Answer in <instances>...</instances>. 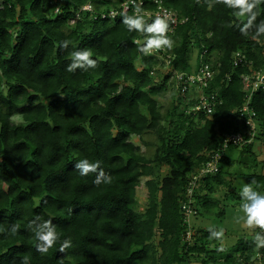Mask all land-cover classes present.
<instances>
[{
    "label": "trees",
    "instance_id": "16d2710c",
    "mask_svg": "<svg viewBox=\"0 0 264 264\" xmlns=\"http://www.w3.org/2000/svg\"><path fill=\"white\" fill-rule=\"evenodd\" d=\"M143 1L142 11L161 2L184 20L170 34L174 58L160 83L165 61L145 48L154 22L145 14L112 20L81 11L87 4L121 10L124 0H0V264L263 263L264 227L229 250L221 233L196 229L193 220L220 206L214 197L231 186L225 167L233 155L251 157L248 171L257 166L264 91L250 104L253 142L231 146L216 175L203 177L191 195L188 187L224 136L241 130V77L264 69V0ZM237 53L246 64L234 66ZM202 57L216 73L206 93L221 100L212 117L194 111L195 90L185 98L173 93L162 113L158 98L171 90L173 72L197 73ZM150 135L147 156L132 138ZM164 166L170 171L160 178ZM247 176L264 192V174ZM144 177L148 203L138 213ZM252 202L246 209L254 222Z\"/></svg>",
    "mask_w": 264,
    "mask_h": 264
},
{
    "label": "built area",
    "instance_id": "2783aa9c",
    "mask_svg": "<svg viewBox=\"0 0 264 264\" xmlns=\"http://www.w3.org/2000/svg\"><path fill=\"white\" fill-rule=\"evenodd\" d=\"M64 2V0H61ZM157 8L155 11H142L141 7L144 5L143 0H124L121 4V10L112 9L109 13L105 12H96L92 4H87L81 8L82 12L90 11L94 12L95 16H102V18H111L116 19L119 15L140 17L142 14H145L149 22H154L155 24V35L147 39L145 43V48L148 54L157 55L161 60L166 61L168 66H170L174 55L164 53L161 41H165L164 35L172 33L175 28L180 24L184 23V20L181 22L178 21L176 14L165 8L161 2H157ZM60 12V6L56 8V13ZM80 17V14H78ZM96 18V17H95ZM168 28L164 29V26ZM149 40V41H148ZM138 43V41H135ZM166 54V56H165ZM206 54V51L203 54ZM163 57L161 58V56ZM201 58V65L197 73L185 74L173 72L171 77L172 80L176 81L177 89L181 92V96L185 98L189 93L195 90L197 93V103L194 107V111L203 112L208 117H212L217 104H221V100L215 94H207L206 90L215 80V71L211 68L209 62ZM234 66H239L241 64H246L245 56L237 53L233 58ZM154 72H152V75ZM242 90L245 94L244 104L236 109V113L240 116L241 130L238 132H231L224 136L223 143L221 148L218 151L210 153L209 161L198 170V173L193 176L192 180L189 183L188 193L191 195L194 192L195 187L198 182L203 177L213 176L219 172V166L221 163L224 154L231 146H237L239 148L244 147L247 144L253 142L257 135V121L256 112L250 106L254 94L258 91H264V69L260 71H254L247 75H242L241 77ZM191 198V197H190ZM192 207L189 204H185L184 209L186 210L187 219L186 222H189V217L193 213L191 210Z\"/></svg>",
    "mask_w": 264,
    "mask_h": 264
},
{
    "label": "rangeland",
    "instance_id": "374dc122",
    "mask_svg": "<svg viewBox=\"0 0 264 264\" xmlns=\"http://www.w3.org/2000/svg\"><path fill=\"white\" fill-rule=\"evenodd\" d=\"M102 5V2L100 3ZM173 33V32H172ZM164 35L165 41H161L162 47L164 49V53L170 49L168 40L170 34ZM166 56V54H165ZM163 55L161 56V58ZM164 69L160 70V75L155 77V81L160 83L167 70L171 68L167 65ZM172 79L169 80L168 85L171 87L169 92H166L162 97L158 98L160 105L162 107V113H166L167 110L172 107V94L179 92L177 89V85H173ZM175 82V81H174ZM173 82V83H174ZM16 122H21L18 118L15 119ZM154 143V138L152 136L144 137V140L141 137L134 136L132 138V142L139 146L141 153L147 156H150L152 153V149H148V145L145 142ZM253 152L257 156L258 164L257 166L250 168L248 171V167L251 163V157L247 155V158L244 160L242 157L238 155H233L232 159L234 160L233 165L229 168L230 175L226 176L227 181H231L230 188H222L218 193L215 194L214 198L219 199L220 206L218 209H215L211 212V214H200L194 218L193 225L196 229H212L221 233L223 235L222 246L226 249L231 250L234 245H236L239 238L243 237V235H255V229L260 227L261 229L264 227V204L259 205L260 199H264V192H257L252 189V187L248 184L247 178L249 173L257 172L260 174H264V139L256 140L254 142ZM230 156V154H229ZM250 159V160H249ZM249 161V162H248ZM249 163V164H248ZM169 168L164 166L159 169L158 174L160 173V178L164 177L169 172ZM147 178H141L140 185L137 188L136 200H137V208L136 211L142 213L145 211L148 203V190L146 187ZM253 199L251 203L250 210L252 213H255L257 216V220L252 222L249 220V210L246 209V205L249 200ZM242 203V204H240ZM258 206L263 208V212H260ZM224 209V216H217L216 212L218 210ZM257 209V210H256ZM204 213V212H203ZM159 234L154 238V242L158 243L160 241ZM264 243V239H261L260 245ZM190 264H200V262L196 259H192ZM260 264H264L260 263Z\"/></svg>",
    "mask_w": 264,
    "mask_h": 264
}]
</instances>
